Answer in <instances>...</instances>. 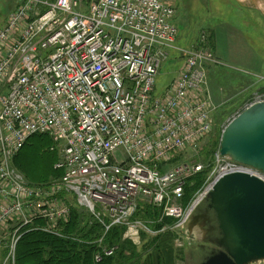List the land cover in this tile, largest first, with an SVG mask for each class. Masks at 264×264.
Instances as JSON below:
<instances>
[{"label":"built area","instance_id":"built-area-1","mask_svg":"<svg viewBox=\"0 0 264 264\" xmlns=\"http://www.w3.org/2000/svg\"><path fill=\"white\" fill-rule=\"evenodd\" d=\"M175 16L162 0L16 1L0 29L1 264H15L26 231L63 237L71 198L109 221L108 229L130 221L140 201L173 219L176 230L187 225L196 204L186 203L188 182L205 167L175 160L213 132L207 67L217 61L203 35L171 87L155 96L168 49L176 50ZM36 135L51 136L60 149L55 168L63 175L46 185L30 183L14 164ZM212 160L216 169L198 195L230 171L260 173L220 150ZM128 226L126 239L138 243L139 226ZM116 250H103L96 262Z\"/></svg>","mask_w":264,"mask_h":264},{"label":"rangeland","instance_id":"rangeland-1","mask_svg":"<svg viewBox=\"0 0 264 264\" xmlns=\"http://www.w3.org/2000/svg\"><path fill=\"white\" fill-rule=\"evenodd\" d=\"M17 0H0V29H3L7 23L8 17L15 7ZM86 1V0H85ZM168 6L176 9V16L174 18V24L178 28L177 41L174 44V49H168L170 56L167 57L159 71V75L156 79V92L155 96L159 97L163 95L168 88L171 87L174 80L177 78L182 65L184 62V55L187 52L193 51L199 47L201 37L206 35V47L213 53L215 47V40L209 33L210 28L215 26V20L213 19V12H222V9H214L210 7V4L214 0H162ZM219 11V12H218ZM219 16L221 19H226V8ZM225 16V17H224ZM214 54V53H213ZM217 61L216 64H211L207 67V78L209 89L213 97V102L217 106L216 114L214 115V128L213 132L208 136L196 149V151L188 152L184 157L179 158L178 163L193 162L201 163L208 170V177L216 169V165L213 163L212 156L218 150H220L221 137L224 129L229 123L242 113L250 104L256 102L257 98L264 96V89L262 86L264 79L253 72L249 73L243 68V57L242 56H228L220 54H214ZM43 147V149L35 150L31 154V161L28 165H31V174L33 182L39 183V181H47L54 175V165L57 158L60 157V149L55 148L58 153L53 152V144H49L48 141L43 146L38 144L37 148ZM36 148V149H37ZM53 148V149H52ZM51 150V151H50ZM117 159L122 162L124 160L122 152L116 154ZM211 157V159H210ZM210 161H207L209 160ZM29 161V160H28ZM22 173V172H21ZM264 178V175L258 173ZM206 178L205 184L208 180ZM204 179V178H203ZM55 181V180H54ZM53 182V181H52ZM205 186V185H204ZM194 191V190H193ZM202 191V190H201ZM201 191H197L194 196V202L196 203L202 195H198ZM72 206L76 204L75 199L71 198ZM78 208V207H77ZM147 208L157 210L158 216L157 221L163 225V229L166 228L168 231L175 229V224L171 227L170 223L166 220L163 221L162 213L159 209L155 208L149 203L144 201L139 202L138 210L131 218L130 221L121 225H115L118 227L125 228L123 239L131 242L130 238L126 239V235L129 231V224L131 227L139 226V242H131L136 246L138 253H144V250L151 246L152 241L164 232L156 231L150 223L157 222L152 219V215L149 216L146 213ZM79 209V208H78ZM82 216L87 221L101 223L86 209H79ZM161 218V219H160ZM104 238L110 232V222L104 220ZM156 224V223H155ZM114 227V226H113ZM152 227V228H151ZM112 228V227H111ZM166 230V231H167ZM175 233L174 242L172 244L174 253V264H192L189 257V249L195 246L198 241L194 238L187 227L178 228L173 230ZM104 238L101 239L100 244L104 242ZM111 247L104 246L101 251L109 250ZM117 249V247H114ZM144 255V254H143ZM186 255V257H185ZM147 254L143 259H146ZM194 264V263H193ZM254 264H264L254 263Z\"/></svg>","mask_w":264,"mask_h":264},{"label":"water","instance_id":"water-1","mask_svg":"<svg viewBox=\"0 0 264 264\" xmlns=\"http://www.w3.org/2000/svg\"><path fill=\"white\" fill-rule=\"evenodd\" d=\"M220 154L264 175V100L250 104L227 125ZM193 212L187 223L190 234L201 231L216 236L213 241L201 239L199 264L264 262L263 177L246 170L230 171L196 202Z\"/></svg>","mask_w":264,"mask_h":264},{"label":"trees","instance_id":"trees-1","mask_svg":"<svg viewBox=\"0 0 264 264\" xmlns=\"http://www.w3.org/2000/svg\"><path fill=\"white\" fill-rule=\"evenodd\" d=\"M46 141L51 145L53 144L55 146L54 149L52 148L53 152L58 153L55 150L56 143L51 136L36 135L27 142L24 149L14 160L17 169L32 184L46 185L60 179L63 175L61 171L55 168L56 164L60 161V157H58L54 165V175L52 178L47 181H39V183L30 180L32 179L30 176L31 165L28 164L31 161V154L35 150L43 149V147L37 148V146L38 144L43 146ZM210 159L207 161H210ZM178 161L179 159L175 160V162ZM208 173V170H204V172L190 179L186 189V203L194 200L196 192L203 189ZM146 213L149 216L152 215V219L157 221L159 213L157 210L147 208ZM164 220L169 222L171 227L175 224L173 219L164 218ZM155 223L152 222L150 224L152 227L155 225L154 229L156 231H161L163 225L159 221ZM124 233L125 228L114 226L104 238L103 225L97 221L91 224L90 221H87L82 216L77 206L74 205L71 207L70 221L67 224H63V237L50 235L40 230L24 232L16 248L15 264H174L175 259L173 255L175 250L172 244L176 236L173 230H167L164 234L156 237L152 241V245L144 250V253H138L135 245L124 240ZM103 238L104 242L100 244ZM103 245L107 247L112 246V248L117 247V250L112 257L104 256L103 261L97 263L96 255L102 253L101 249ZM146 254V259H143ZM1 256L4 258L6 251Z\"/></svg>","mask_w":264,"mask_h":264},{"label":"crops","instance_id":"crops-1","mask_svg":"<svg viewBox=\"0 0 264 264\" xmlns=\"http://www.w3.org/2000/svg\"><path fill=\"white\" fill-rule=\"evenodd\" d=\"M210 7L222 9L212 15L215 26L209 33L215 40L213 53L242 56L244 70L257 72L264 79V0H214ZM225 8L223 20L219 16ZM260 87L264 89V82Z\"/></svg>","mask_w":264,"mask_h":264},{"label":"flooded vegetation","instance_id":"flooded-vegetation-1","mask_svg":"<svg viewBox=\"0 0 264 264\" xmlns=\"http://www.w3.org/2000/svg\"><path fill=\"white\" fill-rule=\"evenodd\" d=\"M199 215L200 212H193V215ZM210 223L207 224V230L209 232V229H210ZM194 238H196V240L198 241V243L191 247L189 249V257H190V260L192 261V264H199L200 260H201V254L202 251H200V248H199V245H204V243L201 241L202 240H205V241H213V239L216 237L213 233L212 234H207V236H204L203 233L201 231H195L194 234L192 235Z\"/></svg>","mask_w":264,"mask_h":264}]
</instances>
